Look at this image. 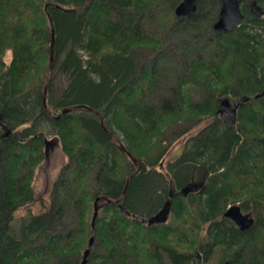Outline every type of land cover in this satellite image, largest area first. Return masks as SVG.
Wrapping results in <instances>:
<instances>
[{"label": "trees", "instance_id": "16d2710c", "mask_svg": "<svg viewBox=\"0 0 264 264\" xmlns=\"http://www.w3.org/2000/svg\"><path fill=\"white\" fill-rule=\"evenodd\" d=\"M180 1L0 0V264H80L91 236L86 264H264V16L251 7L264 0H240L227 32L213 29L221 0L177 16ZM243 95L227 128L220 101ZM47 134L67 160L49 205L16 217ZM195 174L201 193L181 195ZM129 175L93 227L96 197L117 199ZM167 199V220L147 224ZM236 202L253 218L243 231L223 216Z\"/></svg>", "mask_w": 264, "mask_h": 264}, {"label": "water", "instance_id": "95a60500", "mask_svg": "<svg viewBox=\"0 0 264 264\" xmlns=\"http://www.w3.org/2000/svg\"><path fill=\"white\" fill-rule=\"evenodd\" d=\"M196 0H181L180 3L176 6L175 8V14L177 16H188L190 15L196 8ZM251 7L252 10L256 16L257 19H260L264 15V9L260 7L256 3V1L251 2ZM243 19V15L240 10V0H221L219 12H218V17L216 21L213 23V29L214 30H222V31H230L235 25L239 24L240 21ZM53 41H54V34H53V28L51 32V42H50V67L48 70V78L46 79L45 85H44V93H43V100H45V92H46V85L51 73L52 69V63H53ZM264 93V90L260 92L259 94L255 95V98L261 96ZM249 99L248 96L243 95L240 98H237L230 102L229 99L224 98L221 99L220 105H219V115L222 118L225 126L227 128H230L233 126V124L236 122L237 119V110L239 107H241L247 100ZM69 109L63 110V112L68 111ZM57 117V116H56ZM48 140L45 138V146L47 144ZM124 149V147H121ZM128 155L131 157L130 153ZM132 161L134 164L137 166V171L140 170V165L138 162L132 158ZM161 166V164H160ZM136 171V172H137ZM132 175H129L126 180V185L123 189L122 194L120 197H118L115 200H111L106 198L105 196H97L96 199L94 200V214L92 217V226L94 227V221L97 216V211H98V206L97 203L99 200H104L105 202H113V203H118L122 196L125 193L127 183L129 181V178ZM196 188V185L193 184H186L183 187L180 188V194L185 196L187 193L192 192ZM173 193H170L169 196L171 197ZM120 208L123 206L119 204ZM170 211V199H167L161 208L153 215L148 217L146 219L147 224H154V223H164L167 220L168 213ZM223 216L230 219L233 221L237 227L240 230H245L248 229L252 223H253V218L249 213H243L241 211V208L238 204H232L226 207L225 211L223 212ZM93 243V236L90 237L89 239V246L85 249L83 253V258L81 260L80 264H86V257L89 253L90 247ZM222 264H232L231 260L227 259L225 260Z\"/></svg>", "mask_w": 264, "mask_h": 264}, {"label": "rangeland", "instance_id": "374dc122", "mask_svg": "<svg viewBox=\"0 0 264 264\" xmlns=\"http://www.w3.org/2000/svg\"><path fill=\"white\" fill-rule=\"evenodd\" d=\"M6 59H9V54L6 55ZM197 127L192 129L190 133L196 132ZM186 136L178 141V146L173 149V151L169 155V158L178 156L182 147V141ZM46 138L48 142L46 146H44V159L36 167L32 180V188L35 198L29 205L16 210V217L22 216L29 211L32 213H39L49 205V190L53 184V181L57 177L62 165L67 160L66 155L61 149V144L58 137L55 135L47 134ZM199 177H201V175H199ZM236 204H239V202H236ZM228 205H232V203H229Z\"/></svg>", "mask_w": 264, "mask_h": 264}, {"label": "flooded vegetation", "instance_id": "af4514ba", "mask_svg": "<svg viewBox=\"0 0 264 264\" xmlns=\"http://www.w3.org/2000/svg\"><path fill=\"white\" fill-rule=\"evenodd\" d=\"M198 174V173H197ZM195 174L194 176L191 177L190 181L188 182V184H193V185H196V188L191 192V193H194V194H197V193H201L202 189H203V186H204V177L205 176H201L199 177V175ZM229 206V205H228ZM243 212V211H242ZM243 213H246V212H243ZM250 214V213H249ZM230 220V219H229ZM231 221V220H230ZM233 222V221H231ZM234 223V222H233ZM235 224V223H234ZM236 225V224H235ZM237 226V225H236Z\"/></svg>", "mask_w": 264, "mask_h": 264}]
</instances>
